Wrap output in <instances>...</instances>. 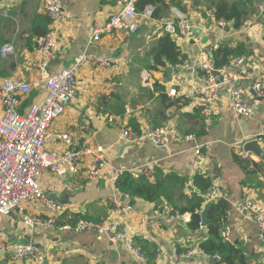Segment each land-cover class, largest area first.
I'll return each instance as SVG.
<instances>
[{
    "label": "crops",
    "instance_id": "0c3cea01",
    "mask_svg": "<svg viewBox=\"0 0 264 264\" xmlns=\"http://www.w3.org/2000/svg\"><path fill=\"white\" fill-rule=\"evenodd\" d=\"M57 1L62 12L70 18L52 24L41 11L38 0H0V46L14 41L16 49L15 58H10L8 63L0 59V83L15 78L30 85L29 92L21 97L20 112L29 104L42 100L44 90L36 83L38 58L34 46L40 35L52 28L57 50L51 69L68 68L79 55L116 59L118 63L109 69L89 64L78 69L76 80L81 91L75 93L50 127L52 134H68L75 147H103L108 164L107 177L89 183L82 169L62 177L45 172L39 178L43 196L61 206L55 226L25 230L20 216L12 214L2 221L6 245L32 243L37 246L34 248L43 261L31 260L28 264H139L119 243L97 240L90 232L59 230L62 225H71L77 217L95 223L115 218L110 200L117 198L122 204L133 207L131 215L120 216L121 222L129 230H141L150 240L140 243L148 256L147 264H210L207 257L196 252L200 251V243L207 239L206 228L197 232L188 230L189 214H183L187 222H167L165 209L172 205L163 199L155 203L135 199L131 203L126 196L127 199L121 201L125 195L115 188L116 178L154 164L153 179L149 181H154L156 174L174 175L181 180V186L175 187L173 193L177 208L184 207L192 193H199L193 182L195 175L209 179L218 195L216 200L223 199L229 204L224 213L229 242L249 257L248 264H264L259 231L240 212L243 204L250 202L253 210L264 217V165L252 155L249 159L239 157L243 143L253 139L261 138L256 141L264 149V100L258 101L251 90L253 83L264 85V0H252L246 5L243 0H161L162 4H157L156 8L147 6L144 9L136 34L113 32L93 45H88L90 28L120 11L128 0ZM219 1L236 3L245 12L247 18L240 29L233 30L229 25L218 27L213 19V6ZM157 9L159 19H152ZM178 16H183L192 28L199 27L202 34L197 44L181 37L174 38L185 56L187 69L171 67L173 71L168 80L165 70L169 66L156 71L146 68L152 63L148 54L156 40L164 35L160 23L176 22ZM217 43L231 48L239 43L246 46L243 63L229 65L226 71L237 77L243 101L253 107L250 117L238 116L232 111L225 89L219 90L208 115L203 113L202 100L188 95L192 89L203 85V72L199 68L201 53L208 57ZM144 78L150 87L144 86ZM160 88L163 91H158ZM172 90L174 96L169 95ZM161 94L165 99L160 98ZM169 103L172 104L166 107ZM108 117H112L118 127L130 126L136 133L149 126L173 128L178 135L193 134L202 146L199 166L191 168L190 164L196 161L192 144L179 139H173L166 149L147 141L138 145L121 143L118 129L106 124ZM123 146L125 148L119 151ZM62 149V143L53 137L45 147L49 154L60 153ZM110 177L115 178L113 185L108 183ZM25 211L47 216L36 202L27 203ZM156 250L162 254L159 260H155ZM188 252L193 254L185 257ZM0 264H11L6 254L0 253Z\"/></svg>",
    "mask_w": 264,
    "mask_h": 264
},
{
    "label": "built area",
    "instance_id": "2783aa9c",
    "mask_svg": "<svg viewBox=\"0 0 264 264\" xmlns=\"http://www.w3.org/2000/svg\"><path fill=\"white\" fill-rule=\"evenodd\" d=\"M135 2L136 0H128L120 11L111 14L105 21L95 23L89 31L88 45L99 42L103 36L113 32L136 34L142 13L135 10ZM38 3L41 11L52 24L70 18L69 15L62 12L57 0H38ZM177 18L176 22L164 21L160 23V29L173 39L181 37L197 44L200 36L193 33L194 28L188 24L183 16ZM217 23L221 29L227 26L223 21ZM218 46L219 43L215 44L214 50ZM56 50L57 40L55 30L52 28L40 36L34 46V53L38 58L36 83L43 87L44 95L40 102L29 104L24 112L19 111L20 100L24 94L29 92L30 85L18 82L15 78L4 79L0 83V253L6 254L11 264H28L31 260L41 263L43 260L30 244L6 245L2 226L4 218L18 214L23 228L32 231L37 228H53L60 216V204L46 199L40 189L39 178L45 172L56 177H62L67 174L73 175L82 169L83 176L89 183L98 181L105 175L107 177L108 164L103 147L90 145L75 147L68 134H52L50 127L53 121L64 112L75 93L81 91L76 80V73L83 64L109 69L118 61L79 55L73 60L70 67L51 69L50 64ZM15 54L16 49L13 43H5L0 46V59L2 61L13 58ZM243 58H236L230 65H241L244 61ZM178 67L187 69V63ZM199 68L203 72L201 79L203 85L195 87L188 95L189 97H199L202 100L205 115L210 113V106L221 89H225L228 93L230 107L236 115L243 117L253 115V107L243 101V91L238 86L237 77L230 75L226 71L227 67L215 68L209 56L201 53ZM144 79V86L150 87L147 84V79ZM251 90L257 96L264 97V85L262 83H253ZM169 95L174 96L175 91H170ZM105 122L108 126L118 129L121 143L138 145L147 141L160 149L168 148L173 139L192 144L196 161L192 162L190 166L195 169L200 164L202 146L197 143V138L193 134L178 135L173 128L149 126L142 127L136 133L130 126L118 127L112 117H108ZM51 137L62 143L63 149L60 153L49 154L45 150ZM253 140L260 141L261 138ZM239 155V157L243 156L248 159L249 157L253 158L250 154L246 155L243 152ZM153 170L154 164H148L142 169L131 171L130 174L135 179L142 176L153 179ZM114 180V177H110L108 183L113 185ZM205 198L206 201L218 198L213 187L209 189ZM110 201L115 218L103 223L79 218L73 225H63L59 227V230H71L73 233L90 232L97 240L106 239L112 243H119L133 255L139 264H147V255L141 251L137 241L150 242V240L143 235L141 230H129L120 220V216L128 217L131 215L133 207L129 204H122L117 198H111ZM30 202L41 205L47 216L41 217L27 213L25 205ZM165 210L167 222L171 220L188 221L185 215L173 214L170 206ZM240 212L245 219L256 225L259 231V240L264 246V217L253 210V205L250 202L244 203ZM222 238L229 241L228 228H223ZM196 252L204 256L201 251ZM192 254L193 252H188L185 257ZM161 257L160 250H156L155 260H159ZM213 259L215 263L220 261L218 256L213 257Z\"/></svg>",
    "mask_w": 264,
    "mask_h": 264
},
{
    "label": "trees",
    "instance_id": "16d2710c",
    "mask_svg": "<svg viewBox=\"0 0 264 264\" xmlns=\"http://www.w3.org/2000/svg\"><path fill=\"white\" fill-rule=\"evenodd\" d=\"M251 1L252 0H243V4H250ZM159 3L162 4V1L136 0L134 8L137 12L143 13L147 6H155L156 8ZM158 12V9L153 12L151 15L152 19H159ZM246 18L247 15L239 9L236 3L219 1L213 6L214 21H223L227 24L225 28L231 25L233 30H238L243 26ZM46 19L48 20V18ZM211 53V60L214 67L224 68L229 66L236 58L244 57L246 55V46L244 43H239L235 48L228 47L227 45H220ZM148 55L152 58V63L146 68L153 71L165 69L167 66L175 68L185 62V56L179 51L174 39L166 34L156 40L155 45ZM155 88H158V86L156 85ZM158 91H163V88H160ZM160 98L165 99V96L161 94ZM171 104L172 103H169L166 107ZM154 179L155 180L152 182L144 176L135 179L130 173L126 172L116 178L114 185L115 188L120 193L127 196L131 202L137 199L148 203H155L159 199H163L173 206H171L173 214H189L190 220L187 223V228L191 232L200 230L202 223L201 212L205 209L207 211V220L205 224L207 239L200 243L199 250L208 258L218 256L220 261L216 264H248L249 257L240 248L222 238V230L226 224L224 218L226 203L223 199L206 203L205 196L212 187L209 179L200 175H195L193 177V182L199 190V193H192V196L186 199V205L180 208L175 206L176 202L173 193L175 187L181 186V180L174 175L162 176L158 174L155 175ZM77 219H79V217L74 219L70 224L73 225ZM137 242L141 251L144 252L145 247H141V241L138 240Z\"/></svg>",
    "mask_w": 264,
    "mask_h": 264
},
{
    "label": "water",
    "instance_id": "95a60500",
    "mask_svg": "<svg viewBox=\"0 0 264 264\" xmlns=\"http://www.w3.org/2000/svg\"><path fill=\"white\" fill-rule=\"evenodd\" d=\"M229 27H231V25H229ZM193 33L195 35H198L201 37L202 31L199 27H195L193 29ZM209 58H212V53H209ZM173 69L171 67H167V69L165 70V73L167 75L168 80L170 79L171 73H172ZM167 80V81H168ZM166 81V83H167ZM252 95L258 99V101L264 100V97H259L257 96L254 92H252ZM125 146L119 148V151H121L122 149H124ZM241 150L244 154H250L252 155L257 161H259L260 163H262L264 165V149L263 147L256 141V140H250L247 141L245 143H243V145L241 146ZM127 199L126 196H122L121 197V201H125ZM131 202V201H130ZM131 203H134L133 201ZM227 208L229 209V204H226ZM202 223H201V227L205 228V224H206V220H207V211L204 210L202 213ZM18 244V245H22ZM31 246H35L34 244L30 243ZM37 247V246H35ZM209 263L210 264H215V260L213 258H209Z\"/></svg>",
    "mask_w": 264,
    "mask_h": 264
},
{
    "label": "rangeland",
    "instance_id": "374dc122",
    "mask_svg": "<svg viewBox=\"0 0 264 264\" xmlns=\"http://www.w3.org/2000/svg\"><path fill=\"white\" fill-rule=\"evenodd\" d=\"M10 43H13V45L15 46V43H14V41H11ZM15 58V56L12 58V59H14ZM10 61V59H8L7 61H6V63H8ZM5 63V64H6Z\"/></svg>",
    "mask_w": 264,
    "mask_h": 264
}]
</instances>
